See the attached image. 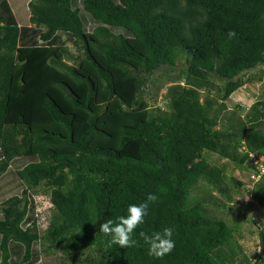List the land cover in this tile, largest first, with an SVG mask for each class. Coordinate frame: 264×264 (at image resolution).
I'll return each mask as SVG.
<instances>
[{"label": "trees", "instance_id": "16d2710c", "mask_svg": "<svg viewBox=\"0 0 264 264\" xmlns=\"http://www.w3.org/2000/svg\"><path fill=\"white\" fill-rule=\"evenodd\" d=\"M181 58L170 110L153 109L151 77ZM259 67L264 0H0V191L23 186L0 205V264H36L40 244L90 250L77 264H250L238 227L191 193L203 181L224 195L238 185L205 151L260 173L251 155H264V98L245 118L226 104L246 74L264 78ZM252 191L264 207V174ZM42 192L52 214L40 231ZM149 194L158 199L137 244L112 245L100 224ZM165 227L175 248L156 259L140 233Z\"/></svg>", "mask_w": 264, "mask_h": 264}, {"label": "rangeland", "instance_id": "374dc122", "mask_svg": "<svg viewBox=\"0 0 264 264\" xmlns=\"http://www.w3.org/2000/svg\"><path fill=\"white\" fill-rule=\"evenodd\" d=\"M72 52L75 47L70 45ZM185 58L178 60L174 67H163L158 70L152 77L146 87L144 97L155 110L160 109L170 110L169 98L167 96L168 88L176 84L178 76L183 75L182 71L186 69ZM259 67L256 69L260 73ZM259 74H246V77H252L243 87L239 88L227 101L228 114L233 112L237 104L243 105L246 110L242 112L241 117L245 118L248 109L258 99L264 98V78L259 79ZM218 79V78H217ZM220 83V81H218ZM204 96H205V92ZM215 96V92L212 96ZM210 164L224 167L226 174L236 180L238 183H229V191L225 195L218 190H209L210 186L206 181L200 182L197 187L192 190V198L194 202L199 201L203 203L209 210V215L215 218L224 219L229 224L238 227L239 232L236 236L242 245L244 252L247 254L250 264H254L257 260L264 258V245L262 244L259 234L260 229H264V207L257 200L254 199L252 189H254L256 182L264 174V155L253 153L251 155V162L256 168L254 171H246L239 169L237 164L220 154L205 151ZM250 162V161H248ZM253 175L255 177H253ZM4 184V183H3ZM12 189H9L4 184L6 193L0 191V205L11 195L20 194L22 187L16 182L12 184ZM191 198V200H192ZM36 211L40 217V231H43L48 225L51 217V201L47 194L39 193L34 196ZM40 259L36 264H77L86 261V258L91 253L90 250L78 253L76 257L62 252L60 249L51 253L46 252V245H39ZM95 257V255H92ZM1 262V258H0Z\"/></svg>", "mask_w": 264, "mask_h": 264}, {"label": "clouds", "instance_id": "9594fccd", "mask_svg": "<svg viewBox=\"0 0 264 264\" xmlns=\"http://www.w3.org/2000/svg\"><path fill=\"white\" fill-rule=\"evenodd\" d=\"M235 36V32H229V37ZM158 197L149 194L146 202L131 204L127 208V215L118 217L117 221L108 220L100 224L99 231L104 233L112 245L119 247H134L137 241L133 239L135 230L145 223L149 214V206L155 203ZM144 243L148 246V254L156 259H162L172 253L175 248L174 229L165 227L162 231H157L148 235L141 232Z\"/></svg>", "mask_w": 264, "mask_h": 264}]
</instances>
